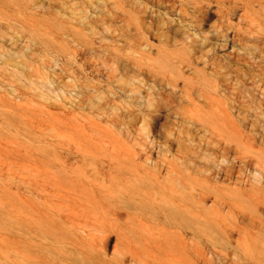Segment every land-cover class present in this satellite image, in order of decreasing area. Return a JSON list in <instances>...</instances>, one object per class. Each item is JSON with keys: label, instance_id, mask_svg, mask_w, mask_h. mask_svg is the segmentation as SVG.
<instances>
[{"label": "rangeland", "instance_id": "374dc122", "mask_svg": "<svg viewBox=\"0 0 264 264\" xmlns=\"http://www.w3.org/2000/svg\"><path fill=\"white\" fill-rule=\"evenodd\" d=\"M200 1L0 0V264H264V11Z\"/></svg>", "mask_w": 264, "mask_h": 264}, {"label": "bare ground", "instance_id": "6f19581e", "mask_svg": "<svg viewBox=\"0 0 264 264\" xmlns=\"http://www.w3.org/2000/svg\"><path fill=\"white\" fill-rule=\"evenodd\" d=\"M159 1V0H158ZM161 1V0H160ZM203 1H206L208 3H203ZM246 1V2H245ZM147 2V1H145ZM144 2V3H145ZM193 2V1H191ZM211 2H214L217 4V7H218V10H220L221 12L223 13H226V14H229L230 11L232 10V6L236 7L238 5V0H201L199 3L200 5L199 6H196V11L197 13H201V14H205L208 9H209V3ZM226 2L230 3V4H233L230 8L231 10H229V8H226L225 4ZM124 3V2H123ZM241 3H242V6L249 10V9H254L255 5H257L260 10L264 11V0H241ZM126 5V4H124ZM129 6V5H128ZM131 6V5H130ZM233 7V8H234ZM132 8V6H131ZM134 8V7H133ZM145 8H146V5H145ZM135 9V8H134ZM228 9V11H227ZM136 10V9H135ZM140 10V9H139ZM137 10V11H139ZM141 12V10H140ZM252 17V16H251ZM126 21V20H125ZM127 22V21H126ZM264 33V32H263ZM261 38V37H260ZM264 38V37H263ZM188 39V37H187ZM262 39V38H261ZM260 39V40H261ZM182 43L184 42L183 40L181 41ZM180 43V42H179ZM264 45V44H263ZM137 46V45H136ZM262 54V53H260ZM252 55V54H251ZM260 56V55H259ZM1 61V60H0ZM186 67V66H185ZM24 68V67H23ZM257 68V67H256ZM258 74V73H257ZM259 75V74H258ZM253 78V77H252ZM197 98V97H196ZM257 115V114H256ZM149 121V120H148ZM259 121V120H258ZM232 122V121H231ZM259 139V138H258ZM259 141V140H258ZM113 145V144H112ZM38 167V166H37ZM41 168V167H40ZM42 169V168H41ZM167 173V172H166ZM129 179V178H128ZM29 181V180H28ZM26 191V189H25ZM30 193V192H29ZM25 195V194H24ZM172 203V202H171ZM170 203V207H171V211H170V214L174 215V216H179V208L173 204ZM181 211H185V208L184 206L182 207ZM184 216V215H182Z\"/></svg>", "mask_w": 264, "mask_h": 264}]
</instances>
